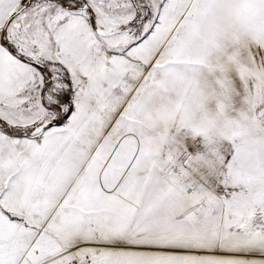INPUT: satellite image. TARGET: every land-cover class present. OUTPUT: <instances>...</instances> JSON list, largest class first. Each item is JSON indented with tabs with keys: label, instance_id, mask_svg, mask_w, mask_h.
Wrapping results in <instances>:
<instances>
[{
	"label": "snow or ice",
	"instance_id": "6c2138e0",
	"mask_svg": "<svg viewBox=\"0 0 264 264\" xmlns=\"http://www.w3.org/2000/svg\"><path fill=\"white\" fill-rule=\"evenodd\" d=\"M0 264H264V0H0Z\"/></svg>",
	"mask_w": 264,
	"mask_h": 264
}]
</instances>
